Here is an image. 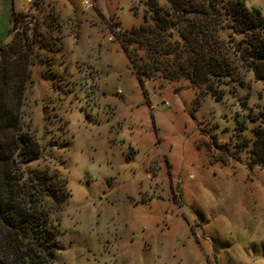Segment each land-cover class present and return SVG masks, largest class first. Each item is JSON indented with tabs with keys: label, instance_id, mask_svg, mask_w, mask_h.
<instances>
[{
	"label": "rangeland",
	"instance_id": "1",
	"mask_svg": "<svg viewBox=\"0 0 264 264\" xmlns=\"http://www.w3.org/2000/svg\"><path fill=\"white\" fill-rule=\"evenodd\" d=\"M143 1L0 0L8 95L28 74L8 128L28 142L17 167L69 192L51 264H264V84L242 67L216 98L140 83L117 36ZM10 2L26 24L8 33ZM245 8L264 20V0Z\"/></svg>",
	"mask_w": 264,
	"mask_h": 264
},
{
	"label": "trees",
	"instance_id": "2",
	"mask_svg": "<svg viewBox=\"0 0 264 264\" xmlns=\"http://www.w3.org/2000/svg\"><path fill=\"white\" fill-rule=\"evenodd\" d=\"M245 1L144 0L143 23L117 36L137 80L184 79L216 98L220 95L217 86L242 67L264 84V20L256 9L248 11ZM11 2L8 33L26 24L23 14L12 10ZM2 49L0 264H51L60 250L59 220L52 216L63 209L69 192L66 179L57 174L17 167L31 159L17 160L18 145L22 148L28 142L8 128L17 124L28 74L23 65L8 95L9 69ZM29 145L36 153V143Z\"/></svg>",
	"mask_w": 264,
	"mask_h": 264
},
{
	"label": "built area",
	"instance_id": "3",
	"mask_svg": "<svg viewBox=\"0 0 264 264\" xmlns=\"http://www.w3.org/2000/svg\"><path fill=\"white\" fill-rule=\"evenodd\" d=\"M81 6H82L83 8H88L90 5L88 4L87 1H82Z\"/></svg>",
	"mask_w": 264,
	"mask_h": 264
}]
</instances>
